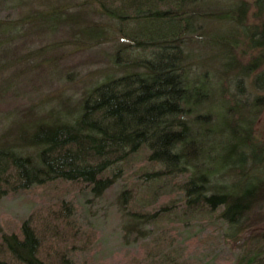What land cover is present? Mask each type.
Wrapping results in <instances>:
<instances>
[{
  "label": "rangeland",
  "instance_id": "rangeland-1",
  "mask_svg": "<svg viewBox=\"0 0 264 264\" xmlns=\"http://www.w3.org/2000/svg\"><path fill=\"white\" fill-rule=\"evenodd\" d=\"M22 6L5 7L0 15L17 19L32 10ZM220 8L230 20L203 21L201 32L184 49L187 79L202 98L196 109L215 120L206 128L198 125L201 133L213 128L207 138L200 137L214 168L209 179L232 187L244 180L236 176L242 170L250 181L264 172V44L255 41H262L264 32V0H223ZM22 37L12 42L17 67L0 73V143H13L24 130L32 135L39 125L70 122L92 88L142 70L117 65V51L127 46L120 37L67 48L61 35L30 31ZM222 115L238 135L220 131ZM234 144L243 154L225 160ZM147 155L143 147L118 165L122 174L99 196L82 182L61 180L6 194L0 199V243L4 234L21 238L27 221L40 240L38 257L47 264H234L244 247L223 242L215 218L184 215L167 180L149 182L144 174L161 166L148 163ZM124 189L132 193L131 211L166 208L152 223L141 225L143 236L125 237L118 199ZM3 254L0 259L19 264Z\"/></svg>",
  "mask_w": 264,
  "mask_h": 264
},
{
  "label": "trees",
  "instance_id": "trees-1",
  "mask_svg": "<svg viewBox=\"0 0 264 264\" xmlns=\"http://www.w3.org/2000/svg\"><path fill=\"white\" fill-rule=\"evenodd\" d=\"M222 1L0 0V14L5 7L22 9L23 4L32 9L17 19L0 15V73L17 67L12 42L30 31L61 35L65 48L120 37L127 46L117 51V65L142 69L92 88L70 122L39 125L32 135L24 130L13 143H0V199L54 180L82 182L99 196L122 174L117 166L145 147L147 162L161 166L144 174L149 182L167 180L184 215L215 218L223 230L222 241L244 247L234 264H264V172L250 181L242 170L236 176L244 182L232 187L211 183L214 168L211 157L203 154L200 137L207 138L213 128L201 133L198 125L206 128L215 120L198 112L201 94L187 79L184 48L201 32L203 21L230 20L220 10ZM260 39L255 41L262 46L264 32ZM222 119L220 131L238 135V129ZM239 146L234 144L225 160L243 154ZM131 196L124 189L118 197L126 238L130 233L145 235L141 225L166 211H131ZM257 212L261 214L255 216ZM21 230V238L2 235L0 253L19 264H47L38 257L40 240L34 229L24 221ZM0 264L9 263L0 259Z\"/></svg>",
  "mask_w": 264,
  "mask_h": 264
}]
</instances>
